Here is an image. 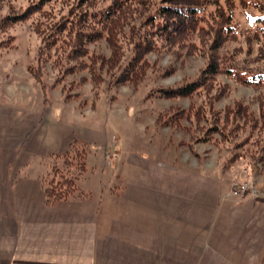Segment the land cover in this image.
Instances as JSON below:
<instances>
[{"label":"rangeland","instance_id":"rangeland-1","mask_svg":"<svg viewBox=\"0 0 264 264\" xmlns=\"http://www.w3.org/2000/svg\"><path fill=\"white\" fill-rule=\"evenodd\" d=\"M38 1L0 3V164L5 167L0 169V181L9 165L19 170L17 177L72 180L84 162L78 180L84 184L112 180L114 188L132 171L180 180L177 170L185 167L202 169L204 179L221 178L223 186L232 181L230 194L234 183H248L264 197L263 86L239 85L219 71L192 97L157 98L160 89L200 77L209 61L211 36L194 33L170 47L159 44L157 51L144 56L148 66L136 87L117 85L116 76L133 55L130 37L122 43L124 56L113 70L102 68L97 60L111 56L104 38L87 46L89 57L80 61L88 64L89 58H96V75L91 78L88 69L71 70L76 62L66 46L45 47L42 38L47 30L40 26L39 34L34 31L43 21L40 16L12 26L1 24L6 16ZM218 1L225 8L231 3L238 35L213 52L214 61L225 66L231 57L239 71L264 70L258 45L246 40L250 29L262 24L256 19L264 18V0ZM138 2L131 0L120 17L127 36L149 15L155 18L160 5V0H152L144 5L147 9ZM72 3L51 0L47 9L66 15ZM108 3L97 0L94 6ZM190 44L196 48L190 49ZM30 72L39 74V81ZM196 110L203 118L194 122ZM213 128L218 132L210 131ZM18 162L22 166L17 167Z\"/></svg>","mask_w":264,"mask_h":264},{"label":"crops","instance_id":"crops-1","mask_svg":"<svg viewBox=\"0 0 264 264\" xmlns=\"http://www.w3.org/2000/svg\"><path fill=\"white\" fill-rule=\"evenodd\" d=\"M9 166L0 264H264L263 195L240 201L232 181L204 179L202 169L179 168L180 180L132 171L114 188L77 180L72 196L46 205L41 177Z\"/></svg>","mask_w":264,"mask_h":264},{"label":"trees","instance_id":"trees-1","mask_svg":"<svg viewBox=\"0 0 264 264\" xmlns=\"http://www.w3.org/2000/svg\"><path fill=\"white\" fill-rule=\"evenodd\" d=\"M4 1L6 2V0H0V3ZM50 1L39 0L30 4L18 14L6 16L1 24L5 27L12 26L28 20L33 21L34 18L40 16L43 21L34 27L35 33L39 34V28L43 26L44 30L46 29L48 32L46 38H42V42L46 43L45 47H53L60 43L69 49V58L76 62L71 70L74 68L78 70L88 69L91 78H94L97 60H100L102 68L115 69L124 56L122 43L130 37L131 41L129 43L133 47V55L116 76L115 83L117 85L131 84L136 87L143 80L144 72L148 66L144 56L157 51L161 47L159 44L170 47L177 41L185 42L190 34L197 33L200 35V33H204L211 36L212 39L208 46L210 53L206 54L209 61L200 77L180 87L160 89L157 91V98L192 97L202 90L209 76L215 75L219 71L239 85L252 88L264 87V70L260 72L252 70L239 71L233 67L231 57L225 66L219 65V69L218 64L214 61L213 52L226 41L235 40L238 35L237 26L233 24L231 3H227L225 8L220 5L218 0H160V5L154 15L155 18L149 15L145 22L140 24L139 27H135V32H132L134 28L130 32L128 31L127 36L120 17L124 16V10H129L128 6L131 0H102L103 2H109L104 7L94 6L97 0H73L66 15L62 12L54 13L49 8L47 9ZM151 1L139 0L138 6L141 7L147 3L149 6ZM148 6L144 7L148 9ZM259 21L262 24H258L252 30L250 29V34L246 35V40L258 45V58L262 61L264 60V18L256 19V23ZM103 38L111 48V56L105 61L100 58L95 60L96 58L91 57L88 64L80 61L88 56L87 46ZM199 41L202 43L201 38ZM188 47L190 49L196 48L192 44ZM30 73L39 81V74ZM199 117L203 118L202 111L196 110L193 116L194 122ZM187 120L192 121L189 117ZM215 130L217 129H210L212 132H218ZM78 170V175L72 180L67 179L68 176H65L64 179L55 183L54 181H47L45 177L41 178L46 205L66 200L75 193L76 180L85 171L84 162L79 164Z\"/></svg>","mask_w":264,"mask_h":264},{"label":"built area","instance_id":"built-area-1","mask_svg":"<svg viewBox=\"0 0 264 264\" xmlns=\"http://www.w3.org/2000/svg\"><path fill=\"white\" fill-rule=\"evenodd\" d=\"M231 195L239 200L247 197L257 198L260 196V190L248 183H234L231 187Z\"/></svg>","mask_w":264,"mask_h":264}]
</instances>
